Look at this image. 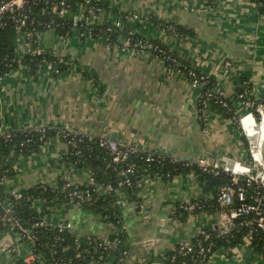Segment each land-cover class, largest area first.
<instances>
[{
    "label": "crops",
    "instance_id": "1",
    "mask_svg": "<svg viewBox=\"0 0 264 264\" xmlns=\"http://www.w3.org/2000/svg\"><path fill=\"white\" fill-rule=\"evenodd\" d=\"M99 1L110 9L109 20L123 23L116 42L103 37L83 38L76 33L63 37L51 31L42 33L38 45L43 51H52L66 68L57 75L45 62L33 77L25 65H20L1 77V126L6 130L69 126L77 132L113 137L119 143L136 145L147 152L189 161L205 155L248 158L240 126L215 110L201 114L200 88L193 87L186 74L155 54L127 48L125 32L133 28L149 39L160 40L194 69L215 77L227 96L238 89L239 85L232 84L233 79L246 77L253 86V96L262 100L264 15L256 3ZM82 10L78 4L76 12ZM114 11L128 16L129 23ZM157 21L171 23L187 33L181 36ZM15 43L17 56L24 58L27 51L21 34L17 33ZM225 62H230L235 72L227 79L221 77ZM68 147L60 137H52L38 152L20 156L8 178L7 189L21 191L38 183L57 189L63 181H70L77 188L88 187L89 171L65 160ZM96 189L106 192L101 185ZM138 194L139 203L132 197L118 196L129 249L119 264H165L167 253L181 241L192 238L199 227L219 226V218L205 211L187 213L184 220L176 218L182 204L213 196L205 191L195 170L169 179L154 178L141 184ZM68 204H53L49 213L40 210L47 226L70 222L81 246L91 238L107 239L116 233L103 214L82 204ZM15 244L11 250L0 253V264H53L35 255L28 242ZM115 260L109 254L104 264H115ZM207 264H264V258L252 243L243 241L231 249L218 248Z\"/></svg>",
    "mask_w": 264,
    "mask_h": 264
},
{
    "label": "trees",
    "instance_id": "2",
    "mask_svg": "<svg viewBox=\"0 0 264 264\" xmlns=\"http://www.w3.org/2000/svg\"><path fill=\"white\" fill-rule=\"evenodd\" d=\"M63 1L64 0H29V5L25 11L29 16L26 29H30L33 33V37L31 38L33 48L39 46L38 34L41 32L52 31L56 35L62 37L75 33L73 16L77 10V4L79 2L85 3V0H65L66 3L70 4V11L68 10L70 13L68 12L66 17H61L58 11L61 10L62 7H65L64 5H61ZM212 2H214V0H212ZM253 2L256 3L260 14L264 15V0H253ZM91 4L99 5L104 9L103 13L100 15V20L93 25L90 24L86 21V17L89 13L83 8V17L77 25L78 28L83 31L92 29L93 38H104L105 33H107L108 40L110 42H116L120 31L119 28L116 27L114 21L109 20L108 16L111 12L110 9L99 0H91ZM54 7H57V11H54ZM114 14L118 15L123 22L127 24L129 23L127 20L129 19L128 16L125 17L124 14L116 13L115 11ZM159 22L157 21V23ZM48 25H50V27ZM160 25L164 28L166 25V28H170L174 32L176 31L181 36L187 33L182 28L178 27V29L177 26H174L171 23H161ZM16 26L17 24L9 14H5L0 19V79L20 65H25L28 68L29 75L35 77L39 67L45 62L52 63L54 72L57 75L61 74L66 68V64L61 62V59L55 56L50 50L40 53H27L24 58H19L17 56L15 40L18 32ZM108 27L112 28V30L107 31L106 29H108ZM130 38L132 44L138 39H144L159 46L162 53L153 49L148 51L155 55L159 54L160 58L164 59L168 65L173 67H176V65L172 62V59H176L182 64L181 72L187 76L189 75L188 72L190 69H193L190 63L188 64L177 54L173 53L167 45L160 40L149 39L136 31ZM195 70L198 73L203 74L199 70ZM232 84L239 85L238 89H236L231 96H227L225 88L221 86V83L215 77L213 78L210 76L209 84L203 87V91L217 93L219 89L223 88L228 107H223L212 100L211 108L205 109L204 98H199V112L202 114L205 110H215L220 115L234 120L237 124L236 117L239 113L237 104L240 100V93L245 92L247 99L255 104L264 103V98H262V100H257L256 97L253 96V86L246 77L237 76L233 79ZM256 119L259 118L256 117ZM261 121L262 120L260 119L259 122ZM45 129L44 133L36 127L29 132L24 130V128L23 130H7L12 135L8 140H6V133L3 135L0 134V177H7L5 182H2L0 179V201H12L14 213L20 220L21 224L24 227L26 226L34 236L33 238L28 239L26 235H24L26 238L23 236L21 241L25 243L28 242L32 245L35 255L43 257L53 264H104L109 254L115 256V264L122 262L129 249L126 243L127 232L126 229H124L123 219H121L119 197L115 191L120 193L122 199L124 196V198L132 197L137 203H139L140 194L138 193L142 179L146 175L151 178L160 176L164 179H169L174 175L188 174L192 172V170H195L198 177L204 182L205 191L210 192L213 195L212 197H207L201 200L204 205L202 209L203 211L213 213L217 209L231 210L239 205V202H236L232 205L221 206L217 200V192L220 187L231 182V177L225 172L214 175L201 169L196 161L186 160L189 164H186L185 161L175 162L167 155H163L161 161L149 162L146 161V155L149 152L144 151V149L140 154H130L128 158L121 163H113L111 162V153L108 149L101 147L97 141L90 142L87 137H81L82 141H78L76 146H71L68 142L75 137L74 134L65 137L62 128L54 125H47ZM245 133L249 139L247 132ZM52 137H60L61 140L68 144V151L64 156L65 160L85 168L88 171H92V181L89 182L88 187L77 188L73 184L64 191L60 188L52 189L45 184V188H43L41 187V183H38L32 188L21 190V197L17 198L7 189V181L13 174L18 158L23 155H31L38 152L41 146ZM74 139L77 140L76 137ZM242 140L245 148H248L244 135L242 136ZM246 159H250L249 156ZM131 164L135 165V171L128 175L130 183H127L126 177L120 175V170L129 167ZM65 183L66 181H63L61 186H64ZM99 185L104 187L110 186L113 190L100 193L98 190L96 191V188ZM240 185L246 186L245 181L241 180ZM71 188L77 190L79 193H83V195L86 191L90 192L91 196H89L82 205L106 216L117 230L116 233L110 235L107 239L91 238L89 243L81 246L78 244L77 236L73 233L72 229L63 227V224L66 222L63 224L59 223L54 227H48L46 220H44V215L40 210L45 208L44 210L49 213L51 205L60 202L65 205L68 202H71L69 197ZM246 188L248 192H251L252 194L254 193L252 188L247 186ZM0 211L2 212L1 204ZM199 211V209H195L194 213ZM187 213L190 214L184 208V204H182L176 212V218L184 220ZM250 218L251 217L241 215V217L235 221L236 226L228 237H216V230L210 228L207 229L211 233V240L206 242L205 245L207 246L210 242H213L214 246L212 252L217 251L220 247L231 249L241 245L244 241L243 237L248 232V227L246 226L245 221ZM41 221L45 222L44 225H35ZM10 224V221L2 220L0 217V234L6 232ZM15 229L19 231L18 228ZM106 240H109L111 245L105 248L103 247V244L106 243ZM252 240L255 251L261 256H264V234L258 231L253 236ZM101 243L102 245H100ZM179 249L180 244L167 253L165 264L194 263L196 260V254L194 252L184 253L179 252Z\"/></svg>",
    "mask_w": 264,
    "mask_h": 264
},
{
    "label": "built area",
    "instance_id": "3",
    "mask_svg": "<svg viewBox=\"0 0 264 264\" xmlns=\"http://www.w3.org/2000/svg\"><path fill=\"white\" fill-rule=\"evenodd\" d=\"M212 2V0H206ZM81 9H85L88 11V16L86 17V21L90 24H95L100 20V15L103 13V8L99 5L91 4V0H85V3H78ZM77 4V5H78ZM29 5V0H0V19L5 15L9 14L12 17L13 21L17 24V32L21 34L25 40L26 45V53H40L43 52L41 46L33 48L31 38L33 37V33L30 29H26L28 25L29 16L25 12L27 6ZM61 5V10L58 11L61 17H66L68 12L70 11V4L66 3L64 0ZM69 10V11H68ZM54 11H57V7H54ZM70 13V12H69ZM83 10L82 12H75L73 19V26L74 32L78 34L80 37L83 38H93L92 29L91 30H81L78 28L79 21L82 20ZM264 22V19H262ZM116 24V23H115ZM123 25L121 21L117 22L116 27L119 28ZM50 27V25H48ZM107 31L112 30V28L108 27ZM105 31V32H107ZM48 32V31H45ZM41 32L38 34V38L40 39L41 34L45 33ZM104 32V33H105ZM135 33L134 29H128L125 32V46L132 51L141 52V51H148V50H157L159 53H162V50L159 46L154 45L151 41L138 39L136 42L132 44L131 36ZM105 41H108L107 33L104 35ZM159 54H156L158 56ZM160 57V55L158 56ZM172 62L176 65V68L181 71V63L176 59H172ZM52 67V63H49ZM178 66V67H177ZM189 79L193 87L200 88V93L198 95L199 98H204V108L210 109L211 108V101H215L219 103L223 107H228V102L225 97V91L223 88L219 89L217 93H212L209 91H203V87L209 84L210 76L203 73H198L194 68L190 69L188 72ZM233 69L230 62H225L221 69V77L223 79H227L228 77H232ZM230 77V78H231ZM240 100L239 106L243 107V110L238 117L237 122L240 123V126L243 128V118L246 116H252L255 119V111H259L260 113L264 112V103L255 104L251 100L247 99L245 92L240 93ZM199 100V99H198ZM238 106V108H239ZM241 109L239 108V111ZM35 127H31L27 130L28 132ZM38 130L44 131L46 130V126L36 127ZM64 132V136L67 137L71 134H74L76 139H71L68 143L72 146H76L78 141H82L81 137H87L90 142H95L106 149L111 153V162L113 163H121L125 161L130 154H140L142 150L136 146L131 144H122L119 143L117 140L112 139L110 137H95L93 135H89L86 133H81L72 130L69 126L62 127ZM6 133V140H8L12 135L9 131L4 129L2 126L0 127V134ZM245 133V132H244ZM246 135V133H245ZM247 136V135H246ZM248 138V137H247ZM249 140V139H248ZM252 150V149H251ZM162 154H156L149 152L146 155V161H161ZM175 162L182 161L186 164H189V160L180 159L178 157L169 156ZM198 166L203 169L204 171L210 172L214 175L220 174L225 172L229 174L231 177V182L229 184H225L220 187L219 191L217 192V200L221 206L225 205H232L236 202H239V205L236 208L231 210H222L217 209L214 213L216 217L219 218V226L217 228H210L212 230H216V237H228L231 235L232 230L235 228L236 224L235 221L241 217V215L251 217L250 219L245 221L246 226L248 227L247 234L243 237V240L249 243H252L253 236L259 231L264 234V162L261 160L256 159V155L252 151V156L249 160L247 159H237L229 155H222V156H210L205 155L201 156L196 161ZM134 164H131L129 167H126L120 170V175L126 177V182L130 183V179L128 178L129 174L134 173ZM92 171H89V178L92 181ZM160 177V176H157ZM155 177V178H157ZM2 182L7 180V177H0ZM152 179L148 175L144 176L142 179L141 184L149 183ZM243 180L246 183V186L253 189V194L248 192L246 186L240 185V181ZM73 185L72 182L67 181L64 186L59 187L64 191L65 189L71 187ZM41 187L45 188L44 183H41ZM113 190L112 187L106 186V191ZM97 191V189H96ZM17 198L21 197L20 191H11ZM115 193L120 197V193L115 191ZM91 193L86 191L85 194L79 193L77 190L73 188L70 189L69 197L71 202L82 204ZM119 200V199H118ZM2 206V212L0 211V217L2 220L10 221V225L6 232L0 234V253L4 250H11L16 245L15 242H20L22 237L26 235L28 239L33 238L34 236L30 233V230L24 227L16 214L14 213L13 203L10 200L0 201ZM204 205L202 204L201 200H193L184 203V208L190 213L193 214L195 209H199L203 211ZM45 209V208H44ZM42 209L43 211H45ZM45 222L41 221L40 223L35 224L37 225H44ZM244 223V222H243ZM65 228H71V223L66 222L63 224ZM15 228H18L17 231ZM125 229V227H124ZM207 227H199L196 234L193 235L192 238L186 239L181 241L179 252L184 253H192L196 254V260L193 264H207L210 257L216 252H212L214 243L210 242L207 246L205 245L206 242L211 240V233L207 230ZM25 237V236H24ZM25 237V238H26ZM6 239H10V242L4 245V241ZM102 245V243L100 244ZM111 245L109 240H106V243L103 244V247H108ZM9 248V249H8ZM198 257V259H197ZM264 258V256H262Z\"/></svg>",
    "mask_w": 264,
    "mask_h": 264
},
{
    "label": "bare ground",
    "instance_id": "4",
    "mask_svg": "<svg viewBox=\"0 0 264 264\" xmlns=\"http://www.w3.org/2000/svg\"><path fill=\"white\" fill-rule=\"evenodd\" d=\"M243 128L244 131L247 132L249 136L250 144L252 145V151L256 155L257 160H261L264 154V112L262 113L261 122H257L254 120L252 116H246L243 118ZM258 128H263L262 131L258 132L257 137L253 138L252 134L254 135V131L258 130ZM256 139V141H255Z\"/></svg>",
    "mask_w": 264,
    "mask_h": 264
},
{
    "label": "rangeland",
    "instance_id": "5",
    "mask_svg": "<svg viewBox=\"0 0 264 264\" xmlns=\"http://www.w3.org/2000/svg\"><path fill=\"white\" fill-rule=\"evenodd\" d=\"M239 108H240L241 110L239 111V113H238V115H237V117H236V120H237V121H239V120H238V117L240 116V114H241V112H242V110H243V107H242V106H239ZM262 113H263V112H262ZM262 113H260V112L257 111V110L255 111V120H257V122L260 121V119H261V117H262ZM256 117H258L259 119H256ZM237 126H240V123H239V122H237ZM240 128H241V130H242V127H241V126H240ZM259 129H260V131H262L263 128H258V130H255V131H254L255 138H256L257 135H258ZM243 133H244V131H243ZM256 133H257V134H256ZM254 135L252 134L253 138H254ZM244 136H245L246 142H247V144H248V148H247L248 156H249V158H251V156H252V150H251V149H252V145L250 144V142H249L247 136L245 135V133H244ZM255 141H256V139H255ZM248 160H249V159H248Z\"/></svg>",
    "mask_w": 264,
    "mask_h": 264
},
{
    "label": "water",
    "instance_id": "6",
    "mask_svg": "<svg viewBox=\"0 0 264 264\" xmlns=\"http://www.w3.org/2000/svg\"><path fill=\"white\" fill-rule=\"evenodd\" d=\"M51 33H53V32L51 31ZM110 138L115 139V138H113V137H110ZM262 161L264 162V154H263V156H262ZM74 204H75L74 202H69L68 205H69V206H73ZM49 226L51 227L50 224L48 225V227H49ZM9 242H10V239H6V240L4 241L3 244L6 245V244H8Z\"/></svg>",
    "mask_w": 264,
    "mask_h": 264
}]
</instances>
